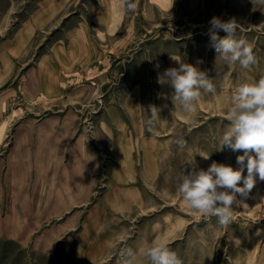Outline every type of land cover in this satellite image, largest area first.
<instances>
[{"label": "rangeland", "instance_id": "obj_1", "mask_svg": "<svg viewBox=\"0 0 264 264\" xmlns=\"http://www.w3.org/2000/svg\"><path fill=\"white\" fill-rule=\"evenodd\" d=\"M136 2L135 11L125 3L122 12L114 0H0V264H129V248L131 264H150L143 250L157 238L183 264H264V181L234 206L227 226L191 209L178 191L193 168L240 166L243 150H217L218 141L234 88L264 78V0H180L169 11ZM213 16L243 24L237 34L253 46L255 64L218 55ZM173 56L198 64L215 84L192 112L158 82L179 66ZM153 105L160 119L149 130ZM111 126L133 144L112 145ZM52 133H59L63 171L92 182L90 194L66 198L64 210L56 208L59 195L47 202L31 185L34 169L16 173L27 164L18 156L41 159L40 142ZM18 199L27 204L10 209L7 202Z\"/></svg>", "mask_w": 264, "mask_h": 264}, {"label": "clouds", "instance_id": "obj_2", "mask_svg": "<svg viewBox=\"0 0 264 264\" xmlns=\"http://www.w3.org/2000/svg\"><path fill=\"white\" fill-rule=\"evenodd\" d=\"M126 8L135 11L136 0H126ZM209 24L212 46L227 63L238 62L244 68L256 63L257 55L253 46L237 34L244 29L243 24L235 17L225 20L221 16H213ZM220 30L226 35L220 36ZM173 58L179 62V66L165 69L158 76V82L169 83L174 89V103L179 101L185 112H192L203 93L215 92V84L198 64L184 62L175 56ZM231 101L226 117L230 123L219 138L217 150H243L242 154L237 156L240 166L213 161L206 170L193 168L184 174L178 187L182 199L191 209L205 217L215 216L218 223L225 226L232 224L236 219L234 206L246 204L242 198L249 196L258 180L264 181V78L254 83H242L234 88ZM150 113L146 121L149 130L160 119L159 107L151 106ZM177 143L183 144L184 141L178 140ZM199 154L205 158L210 155ZM126 255L131 264L136 254L129 248ZM143 255L148 258L150 264H183L177 252L171 249L165 240L159 238L154 239L143 250Z\"/></svg>", "mask_w": 264, "mask_h": 264}, {"label": "crops", "instance_id": "obj_3", "mask_svg": "<svg viewBox=\"0 0 264 264\" xmlns=\"http://www.w3.org/2000/svg\"><path fill=\"white\" fill-rule=\"evenodd\" d=\"M151 1L155 5V8L158 7L160 9L169 11L175 6V3L179 2L180 0H174V3L173 0H151ZM125 3L126 0H114L113 5L115 6L116 10L118 9L123 12L125 10ZM58 126L59 124H57V126L56 125L53 126L51 130L53 132L54 130L59 131L60 126L59 127ZM114 127L115 126L113 127L111 126L105 129V131H107V135L110 136L109 140L110 141L112 140V145L118 146V145H123V143L133 144V141L128 134H127V138L124 140L121 130H119L117 127L115 128ZM120 129H123V127ZM60 141L61 140L59 137V133L57 135L52 133V137L50 139H43L40 142L41 145H39V147L42 148L41 150L42 156L41 159L39 160L32 161L31 159H28L27 156L19 155L18 158H20L21 160L25 159L21 163H27V164L19 165L18 166L19 171L18 169H16V173L18 178L19 177L22 178L24 176V173H27V175H29L30 172L32 171L31 169H34V172H36V177L34 180V184L31 185L37 189V193H39L40 188L43 189V193H46V196H48V198L45 200L47 202L52 201L51 198L53 195H59L58 199L56 200V203H58V206L56 208L58 210H64L66 206H68L67 203H69L65 199L71 198L76 194H80V195L90 194L92 188L91 187L92 182H91V177L84 176L85 173L83 174L79 173L77 176V172L71 168H69L68 171H63L64 166L61 164L63 157L60 154ZM34 162H36L35 163L36 165L32 167L31 164ZM132 163H133L132 160H130L129 163L127 162L128 174H133V171L135 170ZM80 175H83L85 179L87 178L88 180L87 185H85V182H83V184L81 183L79 185L77 184V178L78 177L80 178ZM17 187L24 188V185L20 183L17 185ZM45 187L47 188V190H45L46 189ZM15 193H18V190L16 191L14 190V194ZM22 193H23L22 191L19 192V194ZM4 194H7V189L4 191ZM25 196H27V194H25ZM43 202L44 199H42V203ZM7 204L10 206V209L12 210H22L23 207L21 205L27 204V201L18 199L15 200L14 202L12 201L7 202ZM25 207L26 206H24V209Z\"/></svg>", "mask_w": 264, "mask_h": 264}]
</instances>
